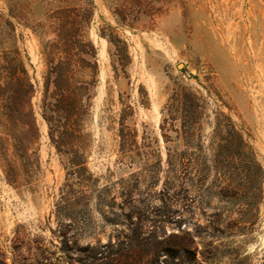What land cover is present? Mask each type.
<instances>
[{"label":"rangeland","instance_id":"obj_1","mask_svg":"<svg viewBox=\"0 0 264 264\" xmlns=\"http://www.w3.org/2000/svg\"><path fill=\"white\" fill-rule=\"evenodd\" d=\"M0 264H264V0H0Z\"/></svg>","mask_w":264,"mask_h":264},{"label":"trees","instance_id":"obj_2","mask_svg":"<svg viewBox=\"0 0 264 264\" xmlns=\"http://www.w3.org/2000/svg\"><path fill=\"white\" fill-rule=\"evenodd\" d=\"M228 124H227V130H228V138H229V144L231 145H237L239 146L241 149L246 148V144L243 141V138L241 136V134L235 129V126L233 125V123L227 119ZM242 156L243 158L247 161V163L249 164L248 170H251V166L254 165V158L253 154L251 152H242ZM169 165L172 167V163L171 161H169Z\"/></svg>","mask_w":264,"mask_h":264}]
</instances>
